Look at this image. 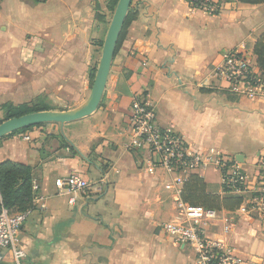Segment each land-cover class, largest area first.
Here are the masks:
<instances>
[{
	"label": "crops",
	"instance_id": "0c3cea01",
	"mask_svg": "<svg viewBox=\"0 0 264 264\" xmlns=\"http://www.w3.org/2000/svg\"><path fill=\"white\" fill-rule=\"evenodd\" d=\"M232 1L209 15L189 0H138L137 20L117 53L123 61L112 67L98 110L0 140V163L31 167L46 205L21 228L22 264H198L193 249L163 229L177 218L184 187L150 153L128 148L129 114L141 98L155 109L159 126L172 128L192 152L219 150L255 184L264 159V96L232 93L218 71L235 51L257 70L264 4ZM108 2L1 0L0 117L6 105L69 111L87 101L111 22ZM102 160L112 165L107 172L98 166ZM73 174L91 186L88 197L74 196L76 203L55 184ZM195 174L210 192L225 195L220 172ZM239 208L219 211L205 233L228 243L243 264H264V221ZM4 264H12L10 252Z\"/></svg>",
	"mask_w": 264,
	"mask_h": 264
},
{
	"label": "built area",
	"instance_id": "2783aa9c",
	"mask_svg": "<svg viewBox=\"0 0 264 264\" xmlns=\"http://www.w3.org/2000/svg\"><path fill=\"white\" fill-rule=\"evenodd\" d=\"M191 1L189 0L191 8L203 10L209 15L217 10L212 0ZM197 1L200 3H196ZM218 72L228 82L229 91L232 93L250 99L264 96V79L258 70L253 69L251 60L245 53L235 51L228 54ZM129 124L133 136L128 148L146 151L157 158L158 165L175 177L176 185L184 186L188 178L196 172L215 169L222 176L223 188L233 194L248 196L239 212L264 221V159L259 162L255 184L251 185L244 172L238 166L232 165L219 150L210 148L203 152H192L185 139L172 128H161L155 109L141 98L133 100ZM25 139L29 140V137ZM55 184L60 191L73 195V203L77 201L74 196L79 194L86 198L91 190L89 182L75 174L59 178ZM39 189V185L34 182V208L26 212H11L4 207L0 208V264H4L7 252L11 253L12 264H22L26 259V253L20 244V233L36 208H46L44 199L37 195ZM176 211L177 218L164 224L163 229L174 243L191 247L198 264H243L228 243L205 233V228L218 218L219 211L191 206L183 200L177 201ZM230 232L231 227L226 225L224 234Z\"/></svg>",
	"mask_w": 264,
	"mask_h": 264
},
{
	"label": "trees",
	"instance_id": "16d2710c",
	"mask_svg": "<svg viewBox=\"0 0 264 264\" xmlns=\"http://www.w3.org/2000/svg\"><path fill=\"white\" fill-rule=\"evenodd\" d=\"M28 1L32 5H38L46 2L47 0ZM118 2L119 0H109L108 8L111 13H114V11L116 10ZM137 2L138 0L132 1L130 12L126 18L117 44L116 54L119 53L123 44L125 43L130 27L137 20ZM191 2L193 3L195 2V0H192ZM232 2V0H212V4L217 7V10L213 15H218L223 5ZM196 3H200V1H197ZM237 3L259 6L261 4H264V0H237ZM100 18L101 15H99V19ZM103 45L104 42L99 44L101 49L103 48ZM254 55L257 57V70L261 73V76L264 79V33L260 36L255 45ZM96 72L97 66L91 69L92 82L95 79ZM3 111L5 115L3 119H0V125L3 122L13 118H19L32 113L52 110L46 107H39L36 105L30 106L26 104L20 106L6 105L3 107ZM42 125L26 128L12 134L26 133L31 131L33 128L41 127ZM63 143H66L65 138H63ZM94 158L95 157H92L91 155L89 157V160L93 163H96V160ZM98 166L103 172H107L112 165L109 162H104L102 160L98 164ZM183 187L182 200L185 203L190 204L191 206L202 207L206 210L212 211L226 210L232 212L237 210L243 203V198L241 196L234 195L225 188H223L225 194L223 197L210 192L203 179L196 174H192ZM34 197L35 193L33 191V169L29 166L14 163L11 161L0 163V208L4 207L11 212H26L27 210L34 208Z\"/></svg>",
	"mask_w": 264,
	"mask_h": 264
},
{
	"label": "water",
	"instance_id": "95a60500",
	"mask_svg": "<svg viewBox=\"0 0 264 264\" xmlns=\"http://www.w3.org/2000/svg\"><path fill=\"white\" fill-rule=\"evenodd\" d=\"M133 0H119L111 21L102 50V57L93 82L91 94L80 107L69 111H44L13 118L0 125V140L6 136L47 123L67 124L79 121L94 114L103 99L113 66H120L123 56L116 54L117 44L130 12Z\"/></svg>",
	"mask_w": 264,
	"mask_h": 264
},
{
	"label": "rangeland",
	"instance_id": "374dc122",
	"mask_svg": "<svg viewBox=\"0 0 264 264\" xmlns=\"http://www.w3.org/2000/svg\"><path fill=\"white\" fill-rule=\"evenodd\" d=\"M114 13H115V11H114ZM114 13H111V21H112V19H113V15H114ZM110 24H111V22H110ZM110 27V26H109ZM102 50H103V48H102ZM1 116V115H0ZM1 119L3 118V117H0Z\"/></svg>",
	"mask_w": 264,
	"mask_h": 264
}]
</instances>
